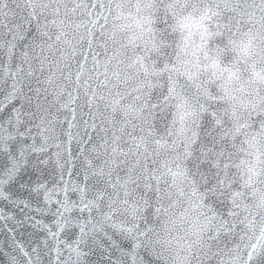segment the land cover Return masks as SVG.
I'll return each mask as SVG.
<instances>
[{
    "label": "snow or ice",
    "instance_id": "snow-or-ice-1",
    "mask_svg": "<svg viewBox=\"0 0 264 264\" xmlns=\"http://www.w3.org/2000/svg\"><path fill=\"white\" fill-rule=\"evenodd\" d=\"M0 264H264V0H0Z\"/></svg>",
    "mask_w": 264,
    "mask_h": 264
}]
</instances>
